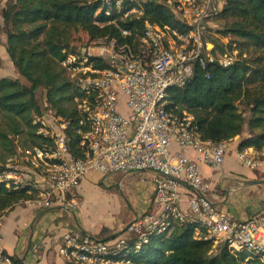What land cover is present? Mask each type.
Segmentation results:
<instances>
[{
  "label": "built area",
  "instance_id": "built-area-1",
  "mask_svg": "<svg viewBox=\"0 0 264 264\" xmlns=\"http://www.w3.org/2000/svg\"><path fill=\"white\" fill-rule=\"evenodd\" d=\"M149 1L169 9L183 28L162 26L145 15ZM226 0H101L106 17L143 22L137 42L102 37L75 51H66L61 62L69 79L82 93L76 98L82 112L78 130L82 156L69 149V122L54 111L34 115L37 133L51 144L19 145L0 161V183L38 195L26 200L40 208L78 204L79 185L91 173L150 170L155 191L150 207L127 224L122 233L99 238L70 229L58 253L68 264H130L152 237L169 236L177 226L191 224L194 236L224 244L232 252L247 250L264 257V214L239 219L214 202L208 193L213 184L201 170L220 167L233 147V139L203 138L194 116L167 107L169 91L184 86L195 66L233 65L236 49L214 51L206 32L220 18ZM128 29L122 35H130ZM245 55V54H244ZM95 60L107 66H95ZM193 152L195 155H191ZM236 158L252 171L264 172V149L244 147ZM188 197V208L182 200ZM0 264H26L0 245Z\"/></svg>",
  "mask_w": 264,
  "mask_h": 264
},
{
  "label": "trees",
  "instance_id": "trees-1",
  "mask_svg": "<svg viewBox=\"0 0 264 264\" xmlns=\"http://www.w3.org/2000/svg\"><path fill=\"white\" fill-rule=\"evenodd\" d=\"M145 15L159 25L183 28L169 9L154 2L146 3ZM2 16L7 52L29 85L18 79H0V114L7 125L0 133V161L13 155L19 145H28L15 141L20 134L28 136L29 145L52 143L51 138L38 134L33 124L34 115L44 113L37 96L39 88L46 93L45 109L69 122L66 133L72 155L82 156L78 130L85 126L76 101L82 93L61 65L65 52L76 50L71 30H86L91 41L108 37L137 42L143 22L118 14L106 17L101 0H16L3 9ZM221 16L226 27L222 33L243 40L248 57L240 54L228 67L197 64L187 84L170 89L167 107L176 113H191L202 137L213 141L241 136L247 126L239 148L264 149V0H226ZM3 28L0 25V32ZM123 29L131 34L123 36ZM209 41L214 51H226L215 39ZM94 64L107 66L101 60ZM243 102L250 111L249 119L240 108ZM37 195V191L29 193L25 188H7L0 183V216ZM130 264H264V257L247 250L232 252L224 244L213 249L211 241L194 236L193 225L184 224L169 236L152 237L139 252L132 253Z\"/></svg>",
  "mask_w": 264,
  "mask_h": 264
},
{
  "label": "crops",
  "instance_id": "crops-1",
  "mask_svg": "<svg viewBox=\"0 0 264 264\" xmlns=\"http://www.w3.org/2000/svg\"><path fill=\"white\" fill-rule=\"evenodd\" d=\"M246 134L233 139L232 150L227 155L224 163L218 168L201 166L205 179L216 188L218 184L228 187V191L223 198L211 190L208 196L220 207L231 213L233 204L240 201H249L255 197L254 192L262 184H245L244 180H263L264 172L252 171L243 166L236 158V150ZM195 155L193 152H189ZM258 175L262 179H259ZM122 177V175H121ZM154 177L144 184L141 195H130L125 202L131 214L123 215L122 198L114 195V205L102 202L105 212L98 210L97 206L92 212H82L84 207V195L95 190L103 200L107 196V185L99 184L103 178L99 173L89 174L79 185V194L82 199L78 200L77 206L73 209L65 205H55L51 208H40L26 201L14 205L0 216V245L16 259L23 260L26 264H68V262L58 253V247L62 243L65 232L70 229H78L83 233L99 237L108 238L119 234L123 230V225L129 224L136 217L141 216L150 207L155 191ZM108 178V176H106ZM115 180L108 178L106 182ZM228 183L231 185L229 186ZM258 191V190H257ZM260 191V190H259ZM138 196L140 198L138 199ZM185 210L188 208V197L182 200ZM77 210H74V209ZM114 210H111V209ZM253 209V208H252ZM122 210V211H121ZM115 211V212H114ZM121 211V212H120ZM237 212L240 218H246L247 213ZM256 213V214H254ZM234 215L233 213H231ZM251 214H264V205L253 209ZM99 218L100 222H96ZM105 229V231H104Z\"/></svg>",
  "mask_w": 264,
  "mask_h": 264
},
{
  "label": "rangeland",
  "instance_id": "rangeland-1",
  "mask_svg": "<svg viewBox=\"0 0 264 264\" xmlns=\"http://www.w3.org/2000/svg\"><path fill=\"white\" fill-rule=\"evenodd\" d=\"M16 0H0V25L3 28L5 26L4 18L2 16L3 9L6 8L9 4L15 2ZM225 20L221 16L219 19H217L214 24L209 28V30L206 32V39L209 41V39L216 40L217 44L219 46L224 45L227 49H236L238 53L244 54L248 57V47L245 45H242L241 42L243 40L234 37L229 34L222 33L225 30ZM71 36H72V44L76 47V49L80 46H84L87 43H89L91 40L89 38V33L82 29H73L71 30ZM8 42H7V34L3 30L0 32V79H18L22 84L29 85V82L26 78H24L20 73L18 72L17 68L15 67L13 61L11 60L8 52H7ZM226 49V50H227ZM218 50V49H217ZM242 51H246L243 52ZM219 52V50L217 51ZM45 90L43 88H39L37 91L38 100L44 109V113H48V109H45ZM240 108L242 111L245 112V116L247 119L250 117V111L246 107L245 103L240 104ZM7 130V125L5 123V119L0 114V133ZM246 135L248 133L247 126L245 127L244 132ZM15 141H18L19 144H22L23 142H27L25 144H31V140L28 138V136L24 134H20L17 136ZM122 175V177H121ZM154 173L150 170H139V171H131L127 173H115L108 176V178H114L115 180H110L108 182L105 181L108 179L106 177H103L99 180V184L103 187L107 185V196L102 200L100 198L99 193H97L95 190L90 191L88 194H85L84 197V207L82 212H92V210L97 206L98 210L102 213L105 212V209L101 206L102 202L110 203L111 206L114 205V195H118L122 198V210L123 215L131 214L129 211L128 206L126 205V201L129 198L130 195L136 196L141 195L142 190L144 188V184L153 177ZM259 179H262L260 175H258ZM230 186L231 184L228 183ZM258 191L256 190L254 192L255 197L249 201H240L236 204H233L231 208V213L234 214L236 218H240L239 213L237 212V209H239L240 213H247L248 216L243 219L251 218L254 216V214H251V211L253 209H257L264 205V185H260L257 187ZM214 191L220 196V198H223L227 191L228 187L223 184H218ZM212 189V190H213ZM260 190V191H259ZM140 196H138V199ZM77 199H80L81 202V195L78 193ZM253 208V209H252ZM111 209V208H110ZM74 210H77L76 208ZM114 210V209H111ZM121 210V211H122ZM120 211V212H121ZM115 212V211H114ZM97 223L100 222L99 218H95ZM127 224L123 225L125 227Z\"/></svg>",
  "mask_w": 264,
  "mask_h": 264
},
{
  "label": "water",
  "instance_id": "water-1",
  "mask_svg": "<svg viewBox=\"0 0 264 264\" xmlns=\"http://www.w3.org/2000/svg\"><path fill=\"white\" fill-rule=\"evenodd\" d=\"M244 183L245 184H262L264 183V179L263 180H244ZM115 235H113L112 237H114Z\"/></svg>",
  "mask_w": 264,
  "mask_h": 264
}]
</instances>
